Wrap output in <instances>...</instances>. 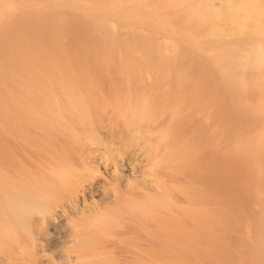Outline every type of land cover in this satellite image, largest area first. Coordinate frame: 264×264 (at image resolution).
Masks as SVG:
<instances>
[{"label":"bare ground","instance_id":"6f19581e","mask_svg":"<svg viewBox=\"0 0 264 264\" xmlns=\"http://www.w3.org/2000/svg\"><path fill=\"white\" fill-rule=\"evenodd\" d=\"M39 1L0 4V264L203 259L224 227L221 91L173 40L218 48L227 91L250 95L264 2Z\"/></svg>","mask_w":264,"mask_h":264},{"label":"rangeland","instance_id":"374dc122","mask_svg":"<svg viewBox=\"0 0 264 264\" xmlns=\"http://www.w3.org/2000/svg\"><path fill=\"white\" fill-rule=\"evenodd\" d=\"M0 1V4L11 2L18 7L17 9L22 4H25L27 9H31L32 5L41 6L43 4L39 0ZM260 1L264 2V0ZM246 37L236 33L234 36H222L220 38L224 40L233 38L238 39L237 42H242ZM210 38L212 40L217 37L197 36V39L201 41L198 44L210 47L208 42L211 41ZM206 40H208V43ZM251 40H258V36H252ZM175 42L173 58H178L177 56L185 51H183V48L188 50V53L194 52V56L201 57L202 63H205L202 70L205 72L208 83L218 87L221 91L222 127L224 126L222 135L223 167L221 173L222 182L226 188L223 190L226 193H224V227L221 240L207 247V253L203 259L198 261H173V264H264V162L258 159V155L263 152V149H260L259 146L255 149L243 146L245 141H252V138L264 135V86L247 89L246 91L250 95L231 94L227 91L225 80L220 76L221 72L216 64L221 62V56L217 53L218 48L210 50L209 54L198 53L191 48L187 49L186 44L179 40L174 39L173 43ZM184 58L187 60L186 56L182 59ZM247 76L251 75L247 74ZM237 103L238 106H236ZM259 104H261L263 110L253 111ZM239 106H243L251 112L241 114ZM242 118H245V120ZM237 119L238 122H236ZM240 121H243L246 125L244 126ZM224 122L228 124L225 126ZM239 125L241 129L243 128L242 130ZM237 126L239 132L235 133ZM229 127L233 128L234 132ZM259 170H262L261 173Z\"/></svg>","mask_w":264,"mask_h":264}]
</instances>
